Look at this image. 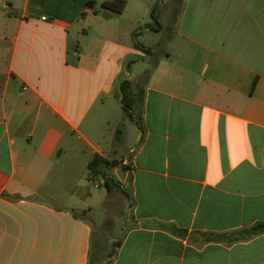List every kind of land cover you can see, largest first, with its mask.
I'll return each instance as SVG.
<instances>
[{
  "label": "crops",
  "instance_id": "crops-1",
  "mask_svg": "<svg viewBox=\"0 0 264 264\" xmlns=\"http://www.w3.org/2000/svg\"><path fill=\"white\" fill-rule=\"evenodd\" d=\"M87 1L0 0V264H264V0Z\"/></svg>",
  "mask_w": 264,
  "mask_h": 264
},
{
  "label": "trees",
  "instance_id": "trees-1",
  "mask_svg": "<svg viewBox=\"0 0 264 264\" xmlns=\"http://www.w3.org/2000/svg\"><path fill=\"white\" fill-rule=\"evenodd\" d=\"M95 4H96V0H88L86 3V6L89 8H94ZM125 4H126L125 0H111V1H105L104 0L101 4V7L103 9L111 10L117 14H121L125 8ZM152 16H153V19L155 20V22L157 23L158 21H157V18L155 16V11H153ZM141 48H144V47H141ZM128 85H129L128 83H123V85H122V91H123V94L125 97V100H124L125 109L131 108V104H128V102L126 101V97H127L126 96V88L128 87ZM95 165H96V162H93L90 165V168H94ZM107 186L110 187L108 179H107ZM262 233H264V222L255 225L251 230V234H253V235L262 234Z\"/></svg>",
  "mask_w": 264,
  "mask_h": 264
},
{
  "label": "rangeland",
  "instance_id": "rangeland-1",
  "mask_svg": "<svg viewBox=\"0 0 264 264\" xmlns=\"http://www.w3.org/2000/svg\"><path fill=\"white\" fill-rule=\"evenodd\" d=\"M96 1H98V3H97V6L95 7L96 8V10H98V12L99 13H101L102 12V7H101V4H102V2L104 1V0H96ZM105 1H111V0H105ZM126 2L128 1V3H129V6H128V8H127V11H126V13L129 15L130 13H135L136 12V9L135 8H132V6H134V7H136V5L137 4H139V3H144V2H146L147 4H148V2L149 3H155L156 5H157V7H156V12H158L159 11V9H161V7H162V4H163V0H125ZM146 3H144L146 6H147V4ZM151 10L152 9H150L149 10V12H148V18L150 19V14H151ZM96 16V18H98V17H100V15L98 14V15H95ZM87 29H88V27H86ZM142 28L144 29L145 28V26H142ZM97 232V231H96ZM98 234V232L95 234V236ZM93 254H96V250H94V252H93Z\"/></svg>",
  "mask_w": 264,
  "mask_h": 264
}]
</instances>
